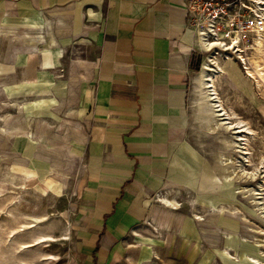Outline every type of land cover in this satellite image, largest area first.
I'll return each mask as SVG.
<instances>
[{"label": "crops", "instance_id": "obj_1", "mask_svg": "<svg viewBox=\"0 0 264 264\" xmlns=\"http://www.w3.org/2000/svg\"><path fill=\"white\" fill-rule=\"evenodd\" d=\"M185 3L0 0L1 96L22 115L61 122L45 131L73 156L81 230L69 264H152L179 250L187 217L172 233L154 218L168 208L162 196L181 213L185 193H200L191 129L203 49ZM11 146L48 162L32 138Z\"/></svg>", "mask_w": 264, "mask_h": 264}, {"label": "rangeland", "instance_id": "obj_2", "mask_svg": "<svg viewBox=\"0 0 264 264\" xmlns=\"http://www.w3.org/2000/svg\"><path fill=\"white\" fill-rule=\"evenodd\" d=\"M248 1L253 13L264 18V0ZM239 45L229 52L218 50L210 71L215 79L209 90L219 100L213 103L220 104L219 117L233 127L210 129L194 111L192 145L202 160L200 193H185L181 213L166 204L159 210L154 220L168 233L175 219L177 229L185 216L187 220L175 243L178 252L152 264H264V25L254 33L252 45ZM206 55L203 50L193 78ZM21 108L0 93V264H69L81 230L79 194L74 180L68 182L73 156L55 142L61 122L22 115ZM44 126L53 127L54 134ZM16 135L40 143L37 156L51 162L58 178L49 175L48 162L36 164L12 149ZM41 236L53 240L34 244Z\"/></svg>", "mask_w": 264, "mask_h": 264}, {"label": "built area", "instance_id": "obj_3", "mask_svg": "<svg viewBox=\"0 0 264 264\" xmlns=\"http://www.w3.org/2000/svg\"><path fill=\"white\" fill-rule=\"evenodd\" d=\"M185 7L201 47L200 35L206 36L209 42L222 35L227 44L231 39L239 38L238 48L243 49L252 45L254 33L264 25V18L253 13L248 0H186Z\"/></svg>", "mask_w": 264, "mask_h": 264}, {"label": "bare ground", "instance_id": "obj_4", "mask_svg": "<svg viewBox=\"0 0 264 264\" xmlns=\"http://www.w3.org/2000/svg\"><path fill=\"white\" fill-rule=\"evenodd\" d=\"M252 11H253V9H252ZM221 37L224 38V36L219 35L218 37H216L214 42H209L206 39V36L200 35V40L202 43V49L205 52H207V55L205 56V58L203 60V65H202V69H201L200 73H198L193 79V82H194L193 90H194V94H195L194 108H195V111L197 113V118L200 119L199 123L201 122L202 125H203V123L209 124V126H211L210 129H215V128L219 127L220 125H223L225 127V129L231 130L233 126H231L228 122H227L228 124H226L219 117V115H221V114L219 112H217L219 110V109H217V106H220V104L213 103L215 98H212V94H214V92H212L211 89L209 90V87L213 86L212 84H210V82L212 83L214 81L215 75L210 73V71L212 70L211 65L216 63L214 55H216L218 53V50H220V49L235 50V48L238 45V43L240 42V40H239V38H233L227 44V43H225V40H224L225 38L222 39ZM232 60H234V59L232 58ZM244 60H246V59H244ZM218 69H219V67H218ZM220 70H222L225 73L227 72V70H225L224 68H221ZM215 101L218 102L219 100L215 99ZM226 177H227L226 180H229L228 179L229 176L226 175ZM159 201L162 203H165L166 205L169 206V208H172V209L173 208L176 209L177 207H179V204L176 201H174L172 199H168V197H165V196H162L159 199ZM196 217L198 218V220H202L201 216L197 215ZM224 234L226 235L227 233L224 232ZM52 240H53L52 237L41 236V237L36 239L34 244H39L41 242L52 241ZM48 258H50V257H48ZM252 261H254V260H252Z\"/></svg>", "mask_w": 264, "mask_h": 264}]
</instances>
